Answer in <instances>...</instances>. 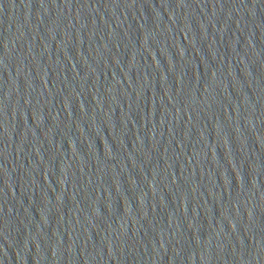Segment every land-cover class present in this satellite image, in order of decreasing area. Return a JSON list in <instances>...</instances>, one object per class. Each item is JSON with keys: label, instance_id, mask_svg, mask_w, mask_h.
Returning <instances> with one entry per match:
<instances>
[{"label": "water", "instance_id": "water-1", "mask_svg": "<svg viewBox=\"0 0 264 264\" xmlns=\"http://www.w3.org/2000/svg\"><path fill=\"white\" fill-rule=\"evenodd\" d=\"M0 264H264V0H0Z\"/></svg>", "mask_w": 264, "mask_h": 264}]
</instances>
